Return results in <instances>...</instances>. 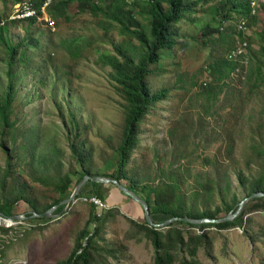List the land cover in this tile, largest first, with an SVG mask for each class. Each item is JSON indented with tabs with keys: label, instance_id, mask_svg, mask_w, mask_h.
<instances>
[{
	"label": "rangeland",
	"instance_id": "rangeland-1",
	"mask_svg": "<svg viewBox=\"0 0 264 264\" xmlns=\"http://www.w3.org/2000/svg\"><path fill=\"white\" fill-rule=\"evenodd\" d=\"M245 1L202 2L181 22V39L175 49L164 50L160 64L153 66L148 82L152 92L167 89L168 96L145 116L139 146L121 183L138 197L146 196V186L176 183L187 212L214 211L225 207V200L233 203L249 197L248 181L263 172L264 0L256 3L255 17L247 21L241 39L242 19L236 6ZM14 2L0 0V101L8 84V50L19 48L12 68L17 93L9 125L0 117V198L23 191L26 199L14 205L13 213L25 218H0V264H60L75 250L92 210L104 219L117 208L110 197L115 188L105 186L106 209L93 208L85 201L93 197L86 187L81 199L60 215L55 210L49 221H31L34 218L28 215L32 204L44 208L69 199L70 191L61 194L55 189L67 173L72 177L73 194L82 167L72 155L71 144L91 152L87 166L94 174L115 171L127 101L111 77L112 69L98 62L104 53L114 55L116 45L138 52L140 44L123 36L119 25L81 14L76 5L69 7L68 20H55V32L44 24L11 22ZM93 2L103 6L102 0ZM137 17L148 24L146 16ZM207 27L210 30L202 34ZM240 42L248 45L245 59L231 61ZM225 61L238 64L230 76ZM122 198L127 200L116 204L127 211L113 210L114 216L97 240L102 249L97 261L154 264L152 241L130 224V220L145 223V215L138 221L127 207L140 206ZM227 215L223 210L220 218ZM248 216L241 228L208 229L212 242L199 250L197 264H264V212ZM169 219L164 214L154 217L158 223ZM94 228L90 225L87 230L92 233ZM190 233L199 231L188 229L187 238ZM184 260L191 262L192 257L178 253L176 264Z\"/></svg>",
	"mask_w": 264,
	"mask_h": 264
},
{
	"label": "trees",
	"instance_id": "trees-1",
	"mask_svg": "<svg viewBox=\"0 0 264 264\" xmlns=\"http://www.w3.org/2000/svg\"><path fill=\"white\" fill-rule=\"evenodd\" d=\"M102 1L103 6L100 7L95 4L93 0H53V4L48 10V14L54 20H68L69 7L71 5H76L78 12L81 14L92 15L95 18L103 17L108 23L119 25L121 28L120 32L123 36L135 39L140 44L138 52L137 49L131 46L124 49L122 45H116L114 55L111 53H104L98 62V64L112 69L111 77L116 82L119 93L122 94L127 101L126 125L123 141L118 150L119 159L112 175H99L91 172L87 166V163L91 158V152L84 149L83 145H70L72 155L82 167V172H80L77 178V184H79L85 176L108 178L118 181L119 183H122V181L127 178V167L129 166L132 154L139 146L140 126L142 122L150 109L158 102L165 100L168 96L167 89H163L157 93L152 92L148 82L150 76L153 74V66L160 64L162 52L164 50L172 51L178 45V41L181 39L179 32L181 22L185 19L187 20V16L194 13V8L198 7L202 2L207 4L210 0ZM18 2L19 0H15L14 5ZM230 2L231 0H227V3ZM35 5L40 11L43 1L36 0ZM236 9L238 10L237 14L240 18L245 19L246 22L250 18H253V16H251L248 0H246L245 3L236 6ZM138 14L146 16L149 19L147 25H144L142 21L138 19ZM228 17L229 16H226L224 19H227ZM28 22L30 24H38L36 20ZM209 30L210 29L207 27L203 30L202 34H206ZM216 31L219 32V29ZM239 35L241 39H243V33L240 32ZM245 41L248 42L246 39ZM233 49L234 48H230L231 51ZM133 50L136 51V53H132ZM18 51L19 48L17 47L8 50V84L3 99L0 101V117L5 123V126L9 125V116L17 93L12 68L15 66ZM226 63L228 62H224V65L227 66L228 70L227 76H230V74L237 68L238 64L229 63L231 66H228L229 64ZM74 127L77 129L79 128L78 122H74ZM79 137V134H76V138ZM262 155H264V150ZM262 169L263 172L258 177H253L248 181L246 188L248 196L257 192H264V161ZM241 180L243 185H245V180H243L242 177ZM178 185L179 184L176 185V183L175 185L164 183L163 186L145 187L147 194L143 199L150 205L153 218L157 215L164 214L171 218L190 217L194 219H220V214L223 210H226L229 215L231 212H236L242 202L236 200L233 203H229L225 200V207H218L214 211L210 210L198 213L193 211L187 212L185 204L182 201V196L178 195L176 191ZM71 186L72 177L70 173H67L59 178L55 189L61 194L70 191L69 194L66 195V197L70 198L72 191ZM86 187L91 188L93 197L99 199L102 203H106L108 195L105 194V185L90 183ZM128 189L135 192L131 188ZM115 190L118 189L115 188ZM81 198V196H78L77 200ZM25 199L23 191H19L16 195L14 193H10L8 196L5 195L3 198H0V212L6 217L14 215V205ZM60 202H62V200H56L53 204H47L44 208H38L36 204H32L33 212H31L28 217L32 218L33 213H45ZM246 206L247 207L240 217L224 223L196 225L178 221L170 225L167 228L168 231H164L166 229L154 228L149 225L147 221H145V223H140L130 220V224L133 225L135 230L141 232L143 236L145 234L146 238L152 241L156 250L154 264H176L178 253H188L192 257L191 262L184 260L183 264H197L199 250L204 246L208 248L212 242L208 229L216 228L223 231L243 227L245 221L249 218V216L245 218L248 213L256 211L264 212V198L253 199ZM92 207L96 208L93 205ZM64 210L65 206L62 205L56 210V213L60 215ZM113 210L116 212L118 211L117 208L109 210L104 219H101V216H97L95 211L92 210L86 229L77 239L75 250L67 260L60 264H100L97 261V256L100 255L102 249L97 240L101 238V234L108 219L114 216ZM33 220L49 221L50 219H31V221ZM90 225H95L92 233L87 230ZM188 229H197L199 233H190L187 238L185 232H187ZM212 251L213 250L209 249L210 254H212Z\"/></svg>",
	"mask_w": 264,
	"mask_h": 264
},
{
	"label": "water",
	"instance_id": "water-1",
	"mask_svg": "<svg viewBox=\"0 0 264 264\" xmlns=\"http://www.w3.org/2000/svg\"><path fill=\"white\" fill-rule=\"evenodd\" d=\"M90 183H96V184H102L105 186L112 185L115 188L119 190V192L124 195L125 197L129 198L136 204H138L140 207L143 208L145 211V217L146 221L154 228L157 229H164L168 228L170 225L174 224L175 222L182 221L186 223L196 224V225H202V224H215V223H224L229 222L237 219L241 216L243 211L245 210V206L247 202L256 199V198H264V192H257L253 193L249 197L245 198L239 205V208L236 212H231L226 217L220 218V219H210V218H204V219H194L190 217H174L169 219L168 221H165L163 223H158L154 220L152 214H151V208L147 201H145L143 198L138 197L136 194H134L132 191H130L128 188L124 187L121 183L115 180H111L108 178L103 177H92V176H85L84 179L76 185L75 190H73V194L70 196L69 199H66L62 202H60L58 205L53 206L48 211L42 214L33 213L32 218H51L54 217L53 212L57 210L60 206L64 205L65 209H67L73 202L77 200V197L80 196L81 192L84 190V188L89 185ZM0 218L2 219H8V220H15L19 221L21 219H24L25 217L21 215H12L9 217H6L2 212H0Z\"/></svg>",
	"mask_w": 264,
	"mask_h": 264
},
{
	"label": "built area",
	"instance_id": "built-area-1",
	"mask_svg": "<svg viewBox=\"0 0 264 264\" xmlns=\"http://www.w3.org/2000/svg\"><path fill=\"white\" fill-rule=\"evenodd\" d=\"M43 5L41 10L39 11L35 5L36 0H19L13 6V10L9 21L11 22H28L32 20H36L37 23L44 24L51 32H55L56 30V21L48 14V10L53 4V0H42ZM259 0H248L249 7L251 11V16H254L256 13L255 5ZM247 28V22L245 19H242L239 23V31L243 34ZM248 49V45L246 42L238 43V46L233 50L230 55L231 61L236 60H244L245 52ZM86 202H89L90 205L95 206L98 209H106L104 203H102L99 199L95 197H91L90 199H86Z\"/></svg>",
	"mask_w": 264,
	"mask_h": 264
},
{
	"label": "crops",
	"instance_id": "crops-1",
	"mask_svg": "<svg viewBox=\"0 0 264 264\" xmlns=\"http://www.w3.org/2000/svg\"><path fill=\"white\" fill-rule=\"evenodd\" d=\"M111 198H112V203L117 206V209L120 210V205L116 204V201H119V203L124 202L123 199L126 198H122V195L120 194V192H118V190H112L110 191ZM118 193V194H117ZM127 200V199H126ZM128 209H130L129 211H133V217L136 218L138 221H141L140 218L143 217L145 215L143 208L140 209L139 207L135 206V205H130L129 207H127ZM122 214H125L124 212H126L127 210H120ZM141 223V222H140Z\"/></svg>",
	"mask_w": 264,
	"mask_h": 264
}]
</instances>
